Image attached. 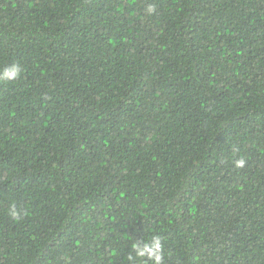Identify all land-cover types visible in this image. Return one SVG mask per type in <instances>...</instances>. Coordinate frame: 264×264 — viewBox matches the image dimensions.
<instances>
[{
	"label": "trees",
	"instance_id": "obj_1",
	"mask_svg": "<svg viewBox=\"0 0 264 264\" xmlns=\"http://www.w3.org/2000/svg\"><path fill=\"white\" fill-rule=\"evenodd\" d=\"M13 65L0 264H264V0H0Z\"/></svg>",
	"mask_w": 264,
	"mask_h": 264
},
{
	"label": "clouds",
	"instance_id": "obj_2",
	"mask_svg": "<svg viewBox=\"0 0 264 264\" xmlns=\"http://www.w3.org/2000/svg\"><path fill=\"white\" fill-rule=\"evenodd\" d=\"M149 15H152L156 9L154 6L149 5L146 9ZM19 75V68L13 65L11 68L5 70L4 73L0 74V79L6 80H15ZM243 160L236 161V167L240 168L244 166ZM9 215L13 220H19L21 217V211L18 210L15 206L9 209ZM152 243L150 245H145L141 248L140 243L134 245L136 256L144 257L147 255V259L151 261V264H163L164 255H163V244L160 236L156 235L152 238ZM129 259H132L131 257Z\"/></svg>",
	"mask_w": 264,
	"mask_h": 264
}]
</instances>
